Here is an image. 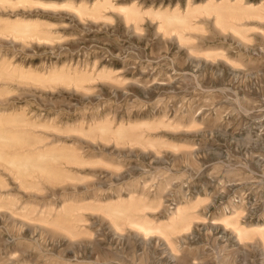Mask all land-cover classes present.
Segmentation results:
<instances>
[{
    "label": "rangeland",
    "instance_id": "rangeland-1",
    "mask_svg": "<svg viewBox=\"0 0 264 264\" xmlns=\"http://www.w3.org/2000/svg\"><path fill=\"white\" fill-rule=\"evenodd\" d=\"M263 17L0 0V264H264Z\"/></svg>",
    "mask_w": 264,
    "mask_h": 264
},
{
    "label": "bare ground",
    "instance_id": "bare-ground-1",
    "mask_svg": "<svg viewBox=\"0 0 264 264\" xmlns=\"http://www.w3.org/2000/svg\"><path fill=\"white\" fill-rule=\"evenodd\" d=\"M224 1V0H223ZM212 2V1H211ZM217 3V2H216ZM212 4V3H211ZM214 4V3H213ZM229 4V3H228ZM248 6V5H247ZM252 6H254V5H252ZM252 6H250V8L252 7ZM218 7V6H217ZM231 7V6H230ZM238 7V6H237ZM211 8H213V11H215V9H214V6H212ZM227 9H228V7H226ZM233 8H235V6L233 7ZM244 8V7H243ZM227 9H224V10H227ZM242 9V8H241ZM203 10H207V8L206 9H203ZM212 11V9H210L209 8V10L208 11ZM236 10V9H235ZM240 10V9H239ZM239 10H237L236 11V13L239 11ZM257 10V9H256ZM198 11V10H197ZM201 11H202V8H201ZM207 11V12H208ZM219 11V10H218ZM223 11V10H222ZM228 11V10H227ZM229 11H231L232 12V10H229ZM228 11V12H229ZM233 11H234V9H233ZM252 11H254L253 9H249V10H246L245 11V9H244V11H242L241 12V15L243 14V16H247V17H251V15H252ZM192 12V11H191ZM190 12V13H191ZM195 12H196V10H195ZM216 12H217V10H216ZM220 12V11H219ZM219 12H217L216 13V15L217 14H219ZM225 13H226V11H224ZM228 12H227V14H228ZM210 13V12H209ZM211 13H213V12H211ZM223 13V12H222ZM222 13H220V15H218L219 17H220V20H221V24H222V20L224 19V18H226L225 16H226V14H222ZM208 14V13H207ZM232 14H234V12L232 13ZM231 14V15H232ZM256 14H259V13H256ZM221 15H225L224 16V18L221 16ZM240 15V14H239ZM254 15H255V13H254ZM172 16L173 15H171L169 18H167V20H166V25L168 26L167 28H169V27H171L172 28V26L173 25H175V23L176 22H178V23H183L184 21H182L183 20V18H180L179 16H178V18H172ZM192 16V15H191ZM174 17V16H173ZM176 17V16H175ZM219 17H218V19H219ZM230 17V16H229ZM235 17H237V15H235ZM246 17V18H247ZM258 17V16H257ZM231 18H234V17H231ZM245 18V17H244ZM264 18V17H263ZM185 19V18H184ZM236 19V18H235ZM239 19H240V17H239ZM225 20H227V19H225ZM237 20H238V17H237ZM242 20V19H241ZM228 21V20H227ZM225 22V21H224ZM178 23H177V25H178ZM218 23H219V21H218ZM231 23V22H230ZM185 24V23H184ZM224 25H226L227 26V24H223V25H220V26H224ZM180 26V25H179ZM187 26V25H186ZM231 26V25H230ZM229 26V24H228V27H230ZM234 26V25H233ZM232 26V27H233ZM225 27V26H224ZM236 27V26H235ZM175 28V27H174ZM179 29H181V28H179ZM233 29V28H232ZM236 29V28H235ZM176 30H178V28L177 29H175V31ZM238 30V29H237ZM168 31H174V29L172 30H168ZM240 31V30H239ZM238 32V31H237ZM244 32V31H243ZM243 32H241V34L243 33ZM240 33L238 32V35H239ZM240 34V36H242ZM181 35V34H180ZM183 39V38H182ZM14 162V161H13ZM17 164V163H16ZM133 205H134V203H133ZM142 206V205H141ZM130 207V206H129ZM134 207H136V206H134ZM115 214L117 213V215H115V217H117L118 219H131L132 218V211L127 207L126 209H117L115 212H114ZM119 213V214H118ZM121 213V214H120ZM132 220V219H131ZM128 221V220H127ZM183 221V220H182ZM130 222V221H129ZM130 223H132V222H130ZM133 223H134V221H133ZM135 224V223H134ZM237 224V223H236ZM235 223H234V225H236ZM136 225H138L139 227H142V228H144V226L145 227H149L148 226V224H141V223H137L136 222ZM190 226V225H189ZM177 229H178V227H177ZM180 229V228H179ZM163 230V229H162ZM169 229H164V233L166 232V231H168ZM246 230V229H245ZM245 230H243L242 229V233H243V235H246V236H248V235H250L249 233H247V232H244ZM259 230H256L255 232H257L256 233V235H258V232ZM261 232V231H260ZM163 233V234H164ZM252 233V232H251ZM254 233V232H253ZM166 234V233H165ZM168 234V233H167ZM241 234V233H240ZM168 236V235H167ZM252 237V236H251ZM264 238V237H263ZM151 242V241H150Z\"/></svg>",
    "mask_w": 264,
    "mask_h": 264
}]
</instances>
